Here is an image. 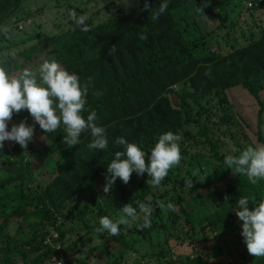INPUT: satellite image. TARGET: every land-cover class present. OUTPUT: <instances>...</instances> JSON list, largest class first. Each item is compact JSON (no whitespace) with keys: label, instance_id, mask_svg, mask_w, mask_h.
I'll return each mask as SVG.
<instances>
[{"label":"trees","instance_id":"obj_1","mask_svg":"<svg viewBox=\"0 0 264 264\" xmlns=\"http://www.w3.org/2000/svg\"><path fill=\"white\" fill-rule=\"evenodd\" d=\"M55 1L56 6L60 1L69 2ZM120 1L123 0H85L86 4L94 3V7H114L115 2ZM235 1L210 0L201 12L198 7L204 0H167L166 12L153 20L152 13L162 0H147L149 10L144 9L145 0H132L134 9L117 7L115 20L98 25L87 23L91 29L88 32L80 31L73 24L63 33L51 37L37 31L28 38L34 44L42 40L43 50L38 51L33 44L15 53L14 57L7 55L9 51L1 54L0 66L12 61L11 68L18 72L25 68L35 70L46 60H55L70 73H77L81 83L89 85L86 109L97 113L96 123L106 129L109 147L103 151L89 149L90 135L82 133L80 143L69 149L61 142L63 128L45 134L38 124L26 149L9 141L11 155H0V264H14L15 259L23 264H46L51 256L59 254L46 241L59 244L67 233L77 234L81 229L95 235L94 213L100 217L108 211V215L114 216L124 204L135 207L137 198L152 194L146 183L150 179L147 174L139 178L133 172L127 184L117 178L112 189L115 194L107 203L104 201L99 205L89 197L96 186L103 188L106 167L114 159L115 152L122 150L113 143L115 138L122 136L150 154L159 136L165 132L182 136L178 142L181 163L187 157L205 154L217 162L220 170L217 178L194 184L185 191L183 180H178L177 176L171 178L170 169L158 187H180L184 194L175 200L173 196L169 198L168 201L176 205V211L168 215L175 213L180 220L179 228L172 229L175 231L173 239L178 243L188 240L191 257H187L186 262L185 257L176 255L175 259L171 257L170 263L215 264L203 258L205 235L211 233L214 236L233 227L238 199L248 197L251 210L264 198V180L252 185L246 176H235L230 169H225L223 163L228 154L239 155L248 146L264 144V98L259 97L264 90V22L254 23L252 29L240 33V40L237 39L235 23L227 25L226 21L228 9ZM246 1L264 8V0ZM26 2L0 0V27L20 13H25L27 20L32 18L34 14L21 11ZM68 8L75 10L73 3ZM86 12L87 7H84L79 14ZM205 21L210 22V28L206 27ZM141 34L146 39H141ZM0 39L5 41L7 38ZM114 44L116 52L108 55ZM1 47L0 52L3 51ZM173 88L178 90V103L171 99ZM97 92L101 94L96 95ZM209 97L217 99L216 106L206 105ZM236 97L256 101L255 118L245 119L241 115L235 105ZM87 114L86 111L85 118ZM25 118L28 124L35 123L28 111L22 110L13 115L9 130L12 123ZM250 124L255 126V141L248 135ZM226 140L234 148L230 152L224 151ZM192 148L196 151L192 152ZM145 159L147 163V157ZM50 160L56 170L41 185L33 175L34 166ZM174 169L178 171V167ZM195 180L193 178V182ZM199 205L205 212L193 222L192 212ZM153 221L166 229L172 225L162 221L159 211L153 212ZM11 225L13 230L8 227ZM141 231L131 227L126 233L104 242L102 248L104 246L108 252L119 248L123 253L132 252L136 243L144 241ZM150 231L153 230L148 228ZM198 231L203 232L199 239ZM52 232L57 235L55 238ZM128 238L132 241L129 246L125 244ZM80 240L81 236L77 234L71 245H79ZM69 247L61 251L63 264H88L92 256L97 262L102 261L95 255L94 248L78 259V246L77 256L69 255ZM218 251L223 255L228 247ZM29 253L36 255L32 262ZM160 254L166 255V251L161 249ZM226 264L250 263L235 259ZM252 264H264V257Z\"/></svg>","mask_w":264,"mask_h":264},{"label":"clouds","instance_id":"obj_2","mask_svg":"<svg viewBox=\"0 0 264 264\" xmlns=\"http://www.w3.org/2000/svg\"><path fill=\"white\" fill-rule=\"evenodd\" d=\"M209 2L210 0H204L198 10L203 12ZM167 8V0H162L152 13V19H158ZM144 9L149 10L147 0H145ZM69 16L75 28L82 32L91 30L86 23L85 15H78L76 11H71ZM0 31H3L6 38H12L13 34L10 29ZM140 38L146 39L143 34ZM115 52L114 44L109 48L108 55H113ZM7 55L14 57L15 52L12 51ZM205 74L210 75L209 72ZM88 94V83L82 84L77 73H70L55 60H46L35 70L25 68L18 76H10L5 67L0 66V149H3L5 141L15 142L22 149H26L33 139L35 126L38 124L45 134L63 128L64 135L61 142L69 149L80 143L82 133H88L90 135V142L87 145L89 149L107 150L109 139L106 129L96 123L97 113L86 109ZM95 94L100 95L101 93ZM22 110H27L35 123L30 125L25 118L18 124L12 123L9 130V122L12 121L13 115L19 114ZM86 111L88 114L85 118ZM181 140V135L165 132L159 136L158 142L148 154L122 136L115 138L113 143L120 146L122 150L115 152L114 159L106 167L103 192L110 193L117 178L124 184L129 183L133 172L138 176L147 174L150 179H147L146 183L153 188H158L167 177L169 170L181 164L182 155L178 143ZM223 163L225 169H230L235 176L237 174L246 176L250 184L256 185L258 181L264 180V144L255 147L248 146L239 155L228 154ZM197 175L198 171L192 174L193 177ZM185 185L186 188L191 189L193 178L186 180ZM136 204L138 208L129 203L124 204L120 208L119 217L115 220L108 216L99 218V227L95 231L98 234L107 233L109 236H115L120 233L122 225L125 228L135 226L138 230L150 228L155 208L151 204L140 201ZM236 204V215L238 220L243 222L240 234L248 254L253 257H264V198L251 210L248 197L238 199ZM155 207L159 208L164 218H167L169 212L176 211V205L170 202L157 201ZM49 245L54 248L53 245L57 244ZM54 249L59 252L58 256L62 255L63 248H60V251ZM58 256L53 255L50 258Z\"/></svg>","mask_w":264,"mask_h":264},{"label":"rangeland","instance_id":"obj_3","mask_svg":"<svg viewBox=\"0 0 264 264\" xmlns=\"http://www.w3.org/2000/svg\"><path fill=\"white\" fill-rule=\"evenodd\" d=\"M27 1L28 2L25 3L26 5L21 9V11L34 14L32 18H29L27 20L24 18L25 13H20L19 15H15L11 19H9L6 25L0 27V30L10 29L11 33L13 34L11 39L7 38L5 39V41L0 39V46H2L1 48H3V51L0 52V56L1 54H5L6 51H14L15 53H17L19 51H22L23 49L29 48L34 44V42L29 41L28 37H32L33 34L37 31L46 33L48 37L55 36L66 31V29L71 27L72 25L69 16L71 10L68 8L70 3H73V6L75 7L74 11H76L77 14L81 12L82 8L87 7V12L83 15L87 17L86 23H92L93 25L104 24L109 22V20H115L117 18V7H122L124 10H130L129 8L134 9L132 0H123L124 2L120 1L119 3L115 2L114 7H111L110 5L94 7V3L86 4L85 0H69V2L65 4L64 1H60L59 6H56L57 2H54V0ZM135 4L138 5L137 2ZM257 4L258 3L254 5L253 1L249 2L246 0H236L230 5L228 13L226 15V21L227 25H232L235 23L236 33L234 36L237 39H239L240 33L245 32L247 29H252L254 27V23L264 22V8H258ZM136 5L135 8L138 7ZM97 12H99V14ZM205 22H207L206 27L210 28V22ZM4 36L5 35L3 34V31H0V38H3ZM34 45L37 47L38 51L43 50L45 47V44L42 40L35 43ZM5 47H7L8 49H5ZM18 62L27 64V62H23L22 60H18ZM11 63L12 61L9 63H5L3 67H5L10 76H18L20 72L13 70L11 68ZM170 96L175 103H178L179 94L177 88H173V93L170 94ZM259 97L264 98V90L259 93ZM230 99L233 100L232 98ZM207 102L208 103L206 105L210 104L211 106H216L217 99L215 97H209L207 99ZM235 103L237 109L241 111V115L245 119L247 117L255 118L258 110V105L255 100L249 99V101H243L242 99L236 97ZM18 123L19 122H16V124ZM254 132L255 126L250 124L248 135L250 136L252 141H255ZM262 134L264 137V122L262 125ZM226 144L224 147V151L230 152L234 149L229 145L231 144L230 141L226 140ZM10 148L11 143L9 141H5L3 149H0V155L4 157L10 156L12 152ZM191 150L192 152L196 151L195 148H192ZM31 164L34 165L33 162ZM34 167L35 168L33 169V175L35 176L37 182L41 185H44L48 181L50 175L56 170L55 165L51 163V160L47 161L45 164L42 163L40 165H35ZM194 171H198V175L196 177L192 176ZM219 174L220 170L217 167V162L210 160L207 155L203 154V156L193 155L187 157L185 161L182 162L178 167V171L174 169V167L172 168L170 177L173 178L177 176L178 180H183L184 190L187 191L188 188H186L185 181L189 178H196L195 182H193V185L203 184L209 179L217 178ZM205 176L206 178L204 179ZM149 188L151 189L152 194L146 195L141 199L137 198L134 203L140 201L143 203L151 204L155 208L154 212H160L159 208L155 207L157 201H164L165 203H168V200L171 196H173V200H175L178 195H184L180 187L174 189L172 185H168L164 189L153 188L149 185ZM114 194L115 192L113 190H111L110 193L105 194L103 192L102 186L99 185L96 186L94 190H92V192L89 194V197L91 199L93 198L100 205V203L104 201L107 203V201ZM135 207L138 208V205L136 204ZM106 212L107 214L101 215L100 217L96 216L95 213L92 216V222L97 224V227H99V218L108 216L109 218L115 220L120 215V209H118V212L114 216L108 215L109 212ZM204 212L205 209L201 205L196 207L192 212V221L196 222V218H198L199 215L204 214ZM161 217L162 221L166 220L171 222V227L169 229H166L162 228V226H159V222L157 221L151 222L150 229H152L153 231L148 232V229H143L141 233L143 234L145 242L142 241L136 243L132 252L129 251L123 253L122 248L114 250L113 252H108L106 248H104V246L102 248V245L104 244V242L110 241L111 237H115L117 235L109 236L107 233H96L95 235H93L92 233H85V229H81L77 232V234H80L81 236V240L78 242L79 245H71L73 240L77 238L76 233H67L66 238L61 241V243H58L61 246L60 248H65L70 245V249H68V251H70L69 255H71V253H74L78 246L80 250L78 259H80L81 257L84 258L89 248H94L95 254L100 256L102 258V261L97 262L92 256L89 257L87 261L88 264H173L170 263L171 257L175 259V257H177L178 255L181 257H185V261L187 262V257L190 258V253L192 252L191 245L188 244V240L185 239L182 243H178L173 239V234L175 233V231H173L172 229L179 228L181 223L180 220L176 218L175 213H173V216L168 215L167 218H164L161 213ZM235 218L236 222L229 230L220 231L221 233H218L214 236L211 233L204 232V234L207 233V235H205L206 241L204 242L205 255L203 256V258L205 260L215 264L220 262L226 264L236 259L240 263L246 262L252 264L259 258L253 257L248 254L245 242L243 241V238L240 234L241 225L243 222L238 220L237 215ZM8 227L13 230L12 225ZM8 227L7 231L11 233V230ZM120 227L121 231L118 235L126 233L129 230V228H125V226L123 225ZM202 234L203 232H197L198 239ZM100 235L102 236V239L99 240ZM52 236L53 238H55L57 235L53 233ZM131 242V239L128 238L125 244L129 246ZM46 243L51 244V241L48 240L46 241ZM109 245H111L112 247V243H110ZM223 247H228V251L224 252L222 255L218 250H221V248ZM161 249H164L166 251V255L160 254ZM74 255L77 256L76 253ZM35 256V254H30L29 261L32 262V259ZM119 257L121 259H119ZM14 262V264H23V262L19 259H15ZM174 264H179V261Z\"/></svg>","mask_w":264,"mask_h":264},{"label":"built area","instance_id":"obj_4","mask_svg":"<svg viewBox=\"0 0 264 264\" xmlns=\"http://www.w3.org/2000/svg\"><path fill=\"white\" fill-rule=\"evenodd\" d=\"M54 248L60 251V244L53 245ZM48 264H63V257L60 254L58 257H52L49 259Z\"/></svg>","mask_w":264,"mask_h":264},{"label":"water","instance_id":"obj_5","mask_svg":"<svg viewBox=\"0 0 264 264\" xmlns=\"http://www.w3.org/2000/svg\"><path fill=\"white\" fill-rule=\"evenodd\" d=\"M100 238H102V236H100Z\"/></svg>","mask_w":264,"mask_h":264},{"label":"crops","instance_id":"obj_6","mask_svg":"<svg viewBox=\"0 0 264 264\" xmlns=\"http://www.w3.org/2000/svg\"><path fill=\"white\" fill-rule=\"evenodd\" d=\"M74 254H75V252H74Z\"/></svg>","mask_w":264,"mask_h":264}]
</instances>
